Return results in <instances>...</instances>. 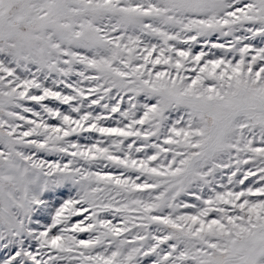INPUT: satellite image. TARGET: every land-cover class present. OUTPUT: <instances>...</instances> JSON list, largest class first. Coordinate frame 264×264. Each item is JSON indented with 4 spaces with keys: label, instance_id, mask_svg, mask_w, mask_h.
I'll use <instances>...</instances> for the list:
<instances>
[{
    "label": "snow or ice",
    "instance_id": "snow-or-ice-1",
    "mask_svg": "<svg viewBox=\"0 0 264 264\" xmlns=\"http://www.w3.org/2000/svg\"><path fill=\"white\" fill-rule=\"evenodd\" d=\"M0 264H264V0H0Z\"/></svg>",
    "mask_w": 264,
    "mask_h": 264
}]
</instances>
